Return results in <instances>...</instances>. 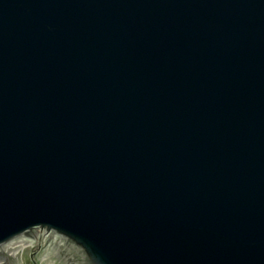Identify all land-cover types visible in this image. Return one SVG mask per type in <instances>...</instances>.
I'll list each match as a JSON object with an SVG mask.
<instances>
[{"label": "water", "instance_id": "water-1", "mask_svg": "<svg viewBox=\"0 0 264 264\" xmlns=\"http://www.w3.org/2000/svg\"><path fill=\"white\" fill-rule=\"evenodd\" d=\"M264 264V0H0V264Z\"/></svg>", "mask_w": 264, "mask_h": 264}, {"label": "rangeland", "instance_id": "rangeland-1", "mask_svg": "<svg viewBox=\"0 0 264 264\" xmlns=\"http://www.w3.org/2000/svg\"><path fill=\"white\" fill-rule=\"evenodd\" d=\"M19 264H32V260L20 262ZM38 264H40V263H38Z\"/></svg>", "mask_w": 264, "mask_h": 264}]
</instances>
